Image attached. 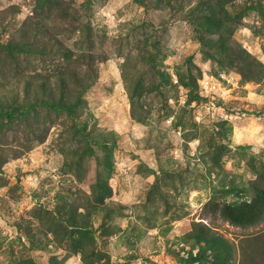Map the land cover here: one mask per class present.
I'll list each match as a JSON object with an SVG mask.
<instances>
[{
  "label": "rangeland",
  "instance_id": "rangeland-1",
  "mask_svg": "<svg viewBox=\"0 0 264 264\" xmlns=\"http://www.w3.org/2000/svg\"><path fill=\"white\" fill-rule=\"evenodd\" d=\"M264 0H0V264H264Z\"/></svg>",
  "mask_w": 264,
  "mask_h": 264
},
{
  "label": "trees",
  "instance_id": "trees-1",
  "mask_svg": "<svg viewBox=\"0 0 264 264\" xmlns=\"http://www.w3.org/2000/svg\"><path fill=\"white\" fill-rule=\"evenodd\" d=\"M222 215L231 222L239 225H251L258 223L264 218V186L257 189L255 197L241 205L223 203L216 205ZM230 254L219 261V264H228Z\"/></svg>",
  "mask_w": 264,
  "mask_h": 264
}]
</instances>
